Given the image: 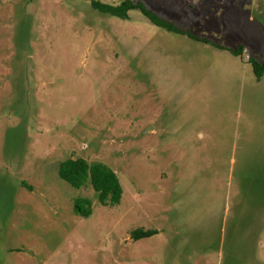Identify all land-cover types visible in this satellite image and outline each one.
I'll return each instance as SVG.
<instances>
[{
  "label": "rangeland",
  "instance_id": "374dc122",
  "mask_svg": "<svg viewBox=\"0 0 264 264\" xmlns=\"http://www.w3.org/2000/svg\"><path fill=\"white\" fill-rule=\"evenodd\" d=\"M140 1L222 48L137 8L0 0V264H264V0ZM69 157L120 203L61 179Z\"/></svg>",
  "mask_w": 264,
  "mask_h": 264
},
{
  "label": "trees",
  "instance_id": "16d2710c",
  "mask_svg": "<svg viewBox=\"0 0 264 264\" xmlns=\"http://www.w3.org/2000/svg\"><path fill=\"white\" fill-rule=\"evenodd\" d=\"M91 6L102 14L121 18H126L129 10L137 8L152 23L165 28L168 31L185 34L192 39L222 48L213 40L192 34L190 31L182 29L169 20L160 17L140 0L136 2L132 0H123L119 4L91 0ZM242 50L243 46L239 45L233 52L240 54ZM249 61L252 63L256 78L260 79L264 72V63H259L252 58H250ZM57 172L61 179L65 180L73 187L80 188L87 183L91 184L93 189L97 192V199L101 205L114 206L121 201L123 188L119 176L111 167L103 162H88L82 157H69L58 163ZM73 209L75 213L87 217L92 212L91 202L86 198H77L73 202ZM157 232L156 229H144L138 227L131 231L130 237L133 240H138L140 238L151 236Z\"/></svg>",
  "mask_w": 264,
  "mask_h": 264
}]
</instances>
